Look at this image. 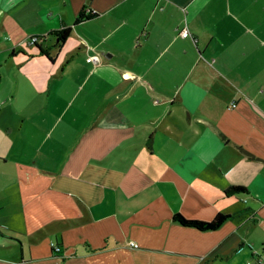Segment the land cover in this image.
<instances>
[{"label": "crops", "instance_id": "obj_1", "mask_svg": "<svg viewBox=\"0 0 264 264\" xmlns=\"http://www.w3.org/2000/svg\"><path fill=\"white\" fill-rule=\"evenodd\" d=\"M263 258L264 0H0V264Z\"/></svg>", "mask_w": 264, "mask_h": 264}, {"label": "trees", "instance_id": "obj_2", "mask_svg": "<svg viewBox=\"0 0 264 264\" xmlns=\"http://www.w3.org/2000/svg\"><path fill=\"white\" fill-rule=\"evenodd\" d=\"M83 15L81 14L79 16V21H82ZM70 30L69 29H62L59 33L56 34V38L58 41V44L63 43L66 38L69 36ZM232 191L236 194H239L242 192V189L234 188ZM230 218V216H218L216 217L212 222L210 223H201L196 221H185L183 218L178 217L176 219L177 222H179L183 226H189L191 228L200 230V231H214L218 229L225 221H227ZM10 238H13L10 236Z\"/></svg>", "mask_w": 264, "mask_h": 264}, {"label": "built area", "instance_id": "obj_3", "mask_svg": "<svg viewBox=\"0 0 264 264\" xmlns=\"http://www.w3.org/2000/svg\"><path fill=\"white\" fill-rule=\"evenodd\" d=\"M181 36H182V38H187V37H188V32H187V31H184V32L182 33ZM35 43H36V39H31V40L29 41V44H30V45H34ZM87 62H88V63L96 64V63L98 62V58H97V57H90V58L87 59ZM51 247H52V250H53L54 252H56V253H58V252L60 251V249H59L57 246L51 245ZM258 264H264V258L261 259V260L258 262Z\"/></svg>", "mask_w": 264, "mask_h": 264}]
</instances>
